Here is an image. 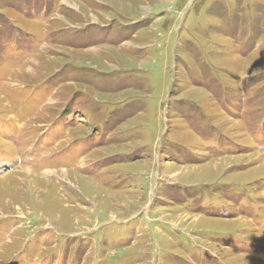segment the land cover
<instances>
[{
  "label": "rangeland",
  "instance_id": "1",
  "mask_svg": "<svg viewBox=\"0 0 264 264\" xmlns=\"http://www.w3.org/2000/svg\"><path fill=\"white\" fill-rule=\"evenodd\" d=\"M0 264H264V0H0Z\"/></svg>",
  "mask_w": 264,
  "mask_h": 264
}]
</instances>
